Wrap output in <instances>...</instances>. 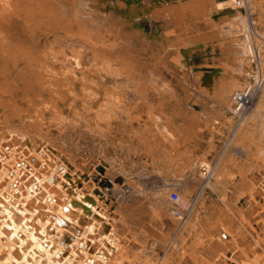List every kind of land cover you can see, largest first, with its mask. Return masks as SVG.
<instances>
[{"label": "bare ground", "instance_id": "6f19581e", "mask_svg": "<svg viewBox=\"0 0 264 264\" xmlns=\"http://www.w3.org/2000/svg\"><path fill=\"white\" fill-rule=\"evenodd\" d=\"M129 6L123 0H0V108L8 121V131L0 133V264H44L43 257L47 258L48 264L124 263L123 259L129 252V243L127 246L122 244L116 225L113 224L114 220L107 217L104 219L99 189L93 187L94 185L89 188L88 184L80 188V172L73 164L59 156H51L44 147L40 152L36 143L27 142L24 136L18 139L16 131L11 129L24 126L30 105L33 108L34 103L35 106L44 104L42 108L45 109H50L51 105L57 106L56 100L62 99V91L57 87L59 81L61 85L65 80V91L75 95L74 83L69 80L74 79L75 70L81 66L79 59L75 55L70 56L68 71L59 80L53 74L54 69L49 67V59H46L48 54L39 49L43 57L37 56V47L40 44L35 43V37L38 32H52L68 39H81L93 46L107 44L105 46L112 47V40L116 42L121 39L130 47H137L143 34L134 29L133 23L126 21L128 18L122 12ZM147 9L151 10L149 7ZM188 10L190 16L195 17L196 23L199 22V25L208 29L205 33L207 37L200 34L191 36L196 26H193L190 19H186ZM155 19H160L166 30L159 47L164 49L162 52L165 55L172 54L173 65L181 69L186 82L189 81L193 65L215 62L203 60L201 56L196 58L201 52L195 50L194 44L202 37L212 51H217L216 43L223 40L238 43L240 46L236 62L237 74L229 75L226 66L218 65L210 79L203 81L202 71L213 67H199L194 72L193 91L203 94L214 106L208 107L206 103L199 101L193 104L187 101V98L193 100L191 97L178 99L172 106V110L177 112L174 115L171 113L167 119L171 127L164 125L168 134H172L171 129L174 128L187 135L199 136L205 129L211 134L228 135L226 145L220 151L211 153L213 159L205 152L196 154L191 159V176L200 182L199 188L191 186L184 193H179L178 202H172L168 197L166 205L153 209L155 218L161 224L166 222L168 228L178 230L177 238L170 240L172 235H163L161 230L144 227V233L153 236L155 240L161 243L172 242V250L177 249L176 244L183 248L184 244H181L188 235L198 236L195 232L199 235L207 233L205 226L215 228L216 237L209 232L207 235L203 234V237L201 235V246L197 249L193 245L190 249L189 246L192 252L188 258L181 256L180 252L181 257L177 264H197V256L200 257L202 253L206 254V260H213L214 264H229L231 256L223 252L226 247L222 242L225 235L223 225L232 218H229L228 212L222 210L214 221L203 222L206 213L203 211V204L208 188L225 202L228 184L234 177L231 171L237 164L234 163L236 160L231 151L232 147L247 140L252 141L249 125L264 114V0H247L243 7L235 6L234 0H180L160 9L154 8L151 11L152 24ZM181 31L183 32L177 34ZM182 37L185 38L181 39ZM186 43V47H181ZM54 57L51 59H55ZM254 57L257 58V70L251 74L245 68L253 64ZM249 78L262 80L263 84L250 110L235 125L234 117H229L226 112L229 108L232 109L233 95L253 82ZM85 90L87 88L83 89L84 96L92 100L93 93ZM120 102L121 99L114 93L106 102L111 107L104 105L103 113L109 115ZM144 106L148 108L147 113L156 111L152 116L157 124L165 120L162 99L157 104L152 101L144 103ZM53 112L56 116L60 115L57 110ZM37 116L35 119L41 124L42 117L37 119ZM177 116H183V119L179 121ZM18 153L23 156L29 153L30 156L26 159L18 157ZM44 153L49 159L46 160V165L39 160L45 157ZM170 153L177 155L179 151L172 147ZM231 161L234 165L228 164ZM12 162L14 168L10 167ZM26 177L28 178L24 181ZM258 193L259 190L254 188L252 199L256 203H260ZM176 211L179 214L188 212L182 218L183 215L175 216ZM194 241L195 239L192 242ZM170 261L168 260L169 263ZM261 263L264 264V258ZM143 264H154V261L147 258Z\"/></svg>", "mask_w": 264, "mask_h": 264}, {"label": "rangeland", "instance_id": "374dc122", "mask_svg": "<svg viewBox=\"0 0 264 264\" xmlns=\"http://www.w3.org/2000/svg\"><path fill=\"white\" fill-rule=\"evenodd\" d=\"M178 1L180 0H129L130 3L127 4L130 6L124 8L122 13L127 16L128 19L126 21L133 23L135 25L134 29L143 34L140 45L137 47H130L121 39L116 42L112 40V47L105 46L107 44L93 46L81 39H68L64 36L54 35L52 32V34L43 31L38 32L35 37V43L37 45L38 43L40 44L37 50H43L44 53L48 54L46 59H49V62L47 61L49 67L51 70L54 69L53 74H56L59 80L64 78L62 74L68 71L70 56L75 55L79 59L81 66L78 70L72 68L76 74L74 79L69 80L74 83L73 88L76 96L65 91L67 90L64 86L67 83L65 80L61 82V85L60 81H54V83L58 82L57 87H60L61 90H59L62 91V97H60L62 99L58 98L56 100L57 106L51 105V102L48 101L53 108L45 109L42 108V106H45L44 104H38L39 106L36 104L35 106L34 103L33 108L31 107L32 105L29 106L31 111L28 109V116L30 117L28 118L27 116L28 119H24V126L11 129L16 131L18 139L24 136L27 142L36 143L40 152L43 151L44 147L46 151L47 149L49 150L51 156H59L73 164L80 172V183H78V186H81L80 188L88 184V186L90 185L89 188L94 185L93 187L99 189L101 210L105 214L104 219L107 217L114 220L113 224L116 225L118 236L123 241L122 244L124 243L123 245L127 246L129 243L127 247L129 252L125 255L123 264H143L147 258H151L154 264H177L181 256L189 257L192 252H190L192 245L196 249L199 245L201 246V235L203 237V234L211 233L214 236L216 234L215 228L207 225L205 226L207 233H200L199 235L198 232L194 231V234L198 236L188 235L185 238V243L181 244V246L184 244L183 248L176 244L177 249L172 250L170 248L172 242L161 243L155 240L153 236L151 237L144 233L146 230L144 227L156 228L158 231H163V235H172L170 240L177 238L176 233L178 230L175 231L174 228H168L166 222L161 224L155 218L153 209L166 205L170 192L174 189L179 191V193H184L191 186L199 188L200 182H197L191 176L193 175L190 165L191 159L196 154L201 155L204 152L210 159H213L214 157L211 153L220 151L226 145L228 136L225 133V135L211 134L208 129L203 130L199 136L182 134L174 128L171 129L172 134H168L164 130V127H166L164 125L169 123L167 119L170 118L171 113L174 115L177 111L172 110V107V111L167 114V110L164 107L166 101L163 99L172 100L169 102L174 104L178 99L191 97L193 100H188L187 98V101L193 104H197L196 102L199 101L206 103L208 107H212L214 103L210 99L205 98L203 94L195 93L180 96L174 94L176 91L172 89L195 88L194 72H197L199 67L217 68L218 65H223L229 69V75L238 73L236 62L237 56L239 57V44L232 43L229 40L218 41L216 43L218 50L212 51L210 45L203 38L208 36L205 34L208 29L199 25V22L196 23L194 21L195 17L192 18L188 10L186 19H190L193 22V26H196V30L195 28L193 29L191 36L195 34L203 35L201 40L194 44L195 50L201 52L196 55L197 58L201 56L203 60L215 62H209L210 64L201 62L198 65H193V69L189 74V81L186 82L184 80L181 69L173 65L172 54L165 55V52H162L164 49L162 50L159 47L162 45V35L166 31L164 23L160 19H155L153 24L151 23V11L154 8L160 9L165 5H171ZM181 1L186 2L189 0ZM148 7L151 10H148ZM182 32H177V34ZM184 38L182 37L181 39ZM151 43L154 44L152 45ZM199 44H202L201 48H197ZM187 45L186 43V45L183 44L181 47H186ZM40 50L37 52V56L41 57L42 52ZM52 56H55L56 60L51 59ZM245 69L254 74L257 70V62H253L252 65L247 66ZM206 72L208 70L204 69L202 71L203 81H206ZM85 85L88 86L86 87ZM90 87L92 89H88ZM86 88L87 90L85 91L87 93L89 90L90 93H93L92 100L84 96L83 89ZM114 93L118 95L121 102L109 115L103 113L104 105ZM158 99L163 101L165 111L162 114L165 120L157 124L152 116V113L156 111L151 110L150 113H147L155 126L158 139L156 144L149 142L146 145V149L147 151L155 152L160 159L157 165L151 166V170L159 173L161 178L155 181L156 185L147 190L141 184L145 178L142 170H137L138 173L136 172L135 178H132V176L129 178V174L121 170L120 166H109L105 160H97L98 157L94 158V156L100 153L99 150L104 149L103 143L107 142L108 132L112 128L110 125L113 120L124 117L130 119L135 111L141 109L148 112V108L144 106V103L154 102V100ZM106 106L111 107L109 104ZM36 108L38 112L40 111L39 115ZM189 108L192 109L191 106ZM54 110L60 112V115L56 116L53 112ZM4 114V111L0 108V133L8 131L6 127L8 121L5 119L6 115L4 116ZM226 114L229 117H234L230 108ZM36 116L37 119L42 117L41 124L35 119ZM249 127V130L251 129L250 137L252 136L253 138L252 141L242 142L232 147L231 150L236 160L234 163L237 164L235 167L233 160L228 162V164L234 165V167L230 165L231 168L233 167L231 172L234 177L231 183L228 184L229 186L224 196V200L227 202L225 203L219 199L212 189L206 188L205 196L207 198L205 197V203L203 204V211L206 212L203 222L206 220L214 221L222 210L228 212L229 218H232L223 225V227L225 226L223 233L226 235L223 236L224 239L222 241L226 245L223 252L231 256L229 264H263L261 262L264 258V114L258 117L256 121H252ZM172 147L178 149L179 153L177 155L170 153ZM104 151L101 152L102 155H104ZM43 155L45 157L43 156L44 158L39 160L46 165L49 159L47 154L44 153ZM21 156L27 159L30 154L23 156V154L18 153V157ZM11 166L14 168L13 162ZM106 181H110L111 184H105ZM103 182L104 184L102 185ZM254 188L259 190L258 200L260 203H256L252 199ZM249 200H252V202ZM238 211L243 213L239 214ZM185 212L180 214L181 216L183 215L182 218L186 217L188 211ZM111 223L109 222V224ZM226 225L230 228L226 227ZM228 228L229 230H227ZM146 236L148 237L146 238ZM193 238L195 239L194 242H192ZM196 240H199V244ZM184 252L187 254H184ZM197 257L199 258L197 264H214L213 260L205 259L206 254L204 253L200 255L203 260L199 256ZM168 260L172 261L169 263ZM42 261L44 264H48L46 257H43ZM183 264L189 263L184 262Z\"/></svg>", "mask_w": 264, "mask_h": 264}, {"label": "crops", "instance_id": "0c3cea01", "mask_svg": "<svg viewBox=\"0 0 264 264\" xmlns=\"http://www.w3.org/2000/svg\"><path fill=\"white\" fill-rule=\"evenodd\" d=\"M195 88H185L183 90L172 89L180 96H186L189 94L198 93ZM159 100V99H158ZM158 100H154L157 103ZM166 101L164 107L167 112H171L173 103L169 99H163ZM183 116H177V119L181 121ZM112 128L109 130V136L104 149L99 150L100 153L95 155L97 160H105L109 166H120L121 170L127 172L132 178L137 175L136 172L142 170L145 174V178L141 184L147 190H150L155 184V181L160 179L159 173H155L151 170V166L157 165L160 162L157 154L152 151H147L146 145L151 142L156 144L158 135L155 131V126L151 119L148 117L146 110H137L134 112L133 117L127 119L113 120L110 125ZM112 129V130H111ZM101 145V144H100ZM100 149V147H99ZM105 150V151H104ZM104 151V155L101 152ZM138 169H137V168ZM142 168V169H141ZM138 170V171H137ZM139 183V182H138ZM140 184V183H139Z\"/></svg>", "mask_w": 264, "mask_h": 264}, {"label": "built area", "instance_id": "2783aa9c", "mask_svg": "<svg viewBox=\"0 0 264 264\" xmlns=\"http://www.w3.org/2000/svg\"><path fill=\"white\" fill-rule=\"evenodd\" d=\"M246 1L247 0H234L235 6L243 7L246 4ZM255 61H257L256 57L253 58V62ZM262 84H263L262 80L256 81L254 79L253 82H251L247 88H245L242 91H237L233 95L231 113L234 115V118L236 119L235 125L237 124L238 120L242 118L244 115H246V113L252 107L253 103L256 100L258 92L262 87ZM169 197L172 202H178L180 200L179 191L175 189L172 190L170 192ZM175 216L180 217V214L176 211Z\"/></svg>", "mask_w": 264, "mask_h": 264}, {"label": "water", "instance_id": "95a60500", "mask_svg": "<svg viewBox=\"0 0 264 264\" xmlns=\"http://www.w3.org/2000/svg\"><path fill=\"white\" fill-rule=\"evenodd\" d=\"M128 4L130 3L129 2V0H125ZM202 47V44H199L198 46H197V48H201ZM196 58H197V56H196ZM217 69H215V68H211V69H209L208 70V72H206L205 73V75H206V78H205V80H209L210 79V76H211V73H213V72H215ZM210 73V74H209ZM214 74V73H213ZM104 184V182L102 183V185ZM105 184H107V185H110L111 183H110V181H106V183ZM98 192V191H97Z\"/></svg>", "mask_w": 264, "mask_h": 264}]
</instances>
